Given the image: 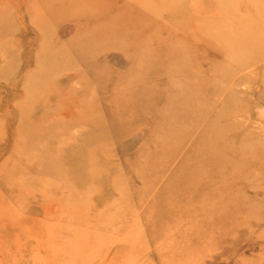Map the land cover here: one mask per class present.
Instances as JSON below:
<instances>
[{
  "label": "rangeland",
  "instance_id": "374dc122",
  "mask_svg": "<svg viewBox=\"0 0 264 264\" xmlns=\"http://www.w3.org/2000/svg\"><path fill=\"white\" fill-rule=\"evenodd\" d=\"M0 264H264V0H0Z\"/></svg>",
  "mask_w": 264,
  "mask_h": 264
},
{
  "label": "bare ground",
  "instance_id": "6f19581e",
  "mask_svg": "<svg viewBox=\"0 0 264 264\" xmlns=\"http://www.w3.org/2000/svg\"><path fill=\"white\" fill-rule=\"evenodd\" d=\"M175 3H176V2H175ZM179 5H180V4H179ZM182 6H183V5H182ZM115 12H116V11H115ZM115 12H114V13H115ZM39 14H40V12H39ZM41 14H42V13H41ZM53 16H54V15H53ZM133 16H134V15H133ZM133 16H132V17H133ZM207 25H208V24H207ZM207 27H208V26H207ZM140 28H141V27H140ZM140 28H139V29H140ZM205 28H206V27H205ZM208 28H209V27H208ZM201 29H202V28H201ZM207 30H208V29H207ZM210 31H211V30H210ZM210 31H209V32H210ZM222 31H223V30H222ZM222 31H221V32H222ZM225 31H226V30H225ZM217 33H218V32H217ZM152 34H153V33H152ZM209 34H210V33H209ZM219 34H220V32H219ZM219 34H216L217 37H218ZM87 35H88V34H87ZM170 35H171V34H170ZM222 35H224V34H222ZM72 37H73V36H72ZM118 37H119V36H118ZM217 37H216V38H217ZM219 37H220V36H219ZM114 38H115V37H114ZM47 39H48V38H47ZM219 39H220V38H219ZM223 39H224V37H223ZM151 41H152V40H151ZM221 41H222V39H221ZM105 42H106V41H105ZM141 42H142V41H141ZM152 42H153V41H152ZM218 42H219V41H218ZM111 43H112V42H111ZM114 43H115V42H114ZM48 44H49V43H48ZM63 44H64V43H63ZM219 44H220V43H219ZM114 45H115V44H114ZM127 45H128V43H127ZM153 45H154V44H153ZM227 45L231 46V45H233V44H231V45H230V44H227ZM194 46H195V45H194ZM238 46H239V45H238ZM121 47H122V46H121ZM63 48H65V47H63ZM63 48H61V50H62ZM107 48H110V47H107ZM113 48H114V46H113ZM129 48H130V47H129ZM229 48H230V47H229ZM234 48H235V45H234ZM65 49H66V48H65ZM95 49H96V48H95ZM99 49H100V48H99ZM99 49H98V50H99ZM154 49H156V48L154 47ZM232 49H233V47H232ZM93 50H94V49H93ZM100 50H101V49H100ZM109 50H111V48H110ZM56 51H57V50H56ZM105 51H106V50H105ZM52 54H53V53H52ZM90 54H91V53H90ZM90 54H89V56H91ZM97 54H98V53H97ZM140 54H141V53H139V55H140ZM96 56H97V55H96ZM165 56H167V55H165ZM179 56H180V55H179ZM93 58H95V57H93ZM139 60H140V59H139ZM139 60H138V62H139ZM141 60H142V59H141ZM141 60H140V61H141ZM73 61H74V60H73ZM76 63H77V62H76ZM65 64H66V62H65ZM142 64H143V63H142ZM80 65H81V64H80ZM144 65H145V64H144ZM56 66H57V65H56ZM172 66H173V65H172ZM174 71H175V70H174ZM104 72H105V71H104ZM110 73H111V72H110ZM111 75H112V74H111ZM137 76H138V75H137ZM108 77H109V76H108ZM180 77H181V76H180ZM188 78H190V77H188ZM188 78H186V79H188ZM194 79H195V78H194ZM127 80H128V79H127ZM168 80H169V79H168ZM188 80H189V79H188ZM128 81H129V80H128ZM37 82H38V81H37ZM42 82H43V81H42ZM167 83H168V82H167ZM186 83H187V82H186ZM194 83H195V82H194ZM37 85H38V84H37ZM115 85H116V84H115ZM123 86H124V85H123ZM113 88H114V87H113ZM207 89H208V88H207ZM39 90H40V89H39ZM111 90H112V89H111ZM139 91H140V90H139ZM141 93H142V91H141ZM178 94H179V93H178ZM146 95H147V94H146ZM149 95H150V94H149ZM180 95H181V94H179V98H180ZM182 95H183V94H182ZM111 96H112V95H111ZM132 96L134 97L135 95L133 94ZM150 96H151V95H150ZM173 96H175V95H173ZM140 97H141V96H140ZM145 97H146V96H145ZM194 97H195V96H194ZM155 98H156V97H155ZM139 99H140V98H139ZM172 99H173V98H172ZM181 100H182V99H181ZM141 101H142V100H141ZM170 103H172V101H171ZM170 103H169V104H170ZM126 104H127V103H126ZM178 107H179V106H178ZM184 107H185V105H184ZM171 108H172V107H171ZM186 108H187V107H186ZM178 110H179V109H178ZM186 110L188 111V109H186ZM186 110H185V111H186ZM185 111H183V112H185ZM174 112H175V111H174ZM180 117H181V116H180ZM180 117H179V118H180ZM47 121H48V119H47ZM53 122H54V121H53ZM64 125H65V124H64ZM67 129H68V128H67ZM71 130H72V129H71ZM165 134H166V133H165ZM74 137H75V136H74ZM105 137H106V136H105ZM43 138H44V137H43ZM162 138H163V137H162ZM158 139H159V137H158ZM79 141H81V140H79ZM86 141H87V140H86ZM37 142H38V141H37ZM103 142H105V141H103ZM62 143H63V142H62ZM64 143H65V142H64ZM106 143H107V142H106ZM38 144H39V143H38ZM161 144H162V143H161ZM158 145H159V144H158ZM18 146H19V145H18ZM40 146H41V144H40ZM77 146H78V145H77ZM159 147H160V145H159ZM42 149H43V147H42ZM52 150H53V149H52ZM56 152H58V151H56ZM56 154H57V153H56ZM40 155H41V154H40ZM66 156H67V155H66ZM60 158H61V157H60ZM29 163H30V161H29ZM134 172H135V169H134ZM133 175H134V174H133ZM168 237H169V236H168ZM220 239H221V238H220ZM224 240H225V238H224ZM68 250H69V249H68Z\"/></svg>",
  "mask_w": 264,
  "mask_h": 264
}]
</instances>
